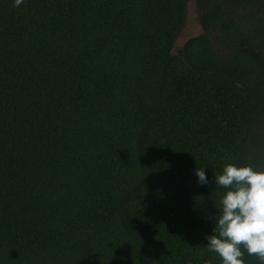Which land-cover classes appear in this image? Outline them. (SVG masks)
<instances>
[{"label": "trees", "instance_id": "obj_1", "mask_svg": "<svg viewBox=\"0 0 264 264\" xmlns=\"http://www.w3.org/2000/svg\"><path fill=\"white\" fill-rule=\"evenodd\" d=\"M187 3L0 0V264H222L214 178L264 171V0H195L174 51Z\"/></svg>", "mask_w": 264, "mask_h": 264}, {"label": "clouds", "instance_id": "obj_2", "mask_svg": "<svg viewBox=\"0 0 264 264\" xmlns=\"http://www.w3.org/2000/svg\"><path fill=\"white\" fill-rule=\"evenodd\" d=\"M23 2L14 0L13 6ZM195 175L201 185L208 184L203 168H197ZM214 179L227 191L220 201L214 234L206 237L207 250L218 255L222 264H245V254L264 264V171L251 164L229 163Z\"/></svg>", "mask_w": 264, "mask_h": 264}, {"label": "rangeland", "instance_id": "obj_3", "mask_svg": "<svg viewBox=\"0 0 264 264\" xmlns=\"http://www.w3.org/2000/svg\"><path fill=\"white\" fill-rule=\"evenodd\" d=\"M202 32L200 13L196 7L195 0H188L186 22L176 40L174 51L179 50L189 37L199 35Z\"/></svg>", "mask_w": 264, "mask_h": 264}]
</instances>
